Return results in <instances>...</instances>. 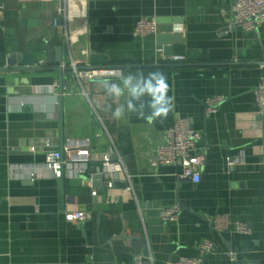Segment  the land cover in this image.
<instances>
[{
	"label": "crops",
	"instance_id": "crops-1",
	"mask_svg": "<svg viewBox=\"0 0 264 264\" xmlns=\"http://www.w3.org/2000/svg\"><path fill=\"white\" fill-rule=\"evenodd\" d=\"M64 3L65 15L54 25L57 0H0V264H130L147 255L152 264H176L181 257L195 264H264V112H257L253 93L264 78V19L252 29L236 24L233 0ZM141 17L177 27L170 55L155 36L138 34ZM39 36L63 45L65 66L189 65L105 70L121 77L81 82L73 71L63 72L60 101L58 71L22 72L8 63ZM171 55L185 60L172 62ZM95 57L111 64H91ZM153 72L166 75L174 108L151 122L127 110L128 88L116 97L102 84L123 87L122 77ZM132 87L156 91L149 80H134ZM215 97L213 112L207 100ZM121 105L124 116L114 118ZM182 116L200 133L198 181L157 157L165 131ZM68 141H87L95 156H120L132 190L126 191L124 172L114 189L93 187L84 177L90 173L54 178L43 167L45 144L61 150ZM30 170L38 173L33 180ZM112 196L122 198L109 203ZM175 205L177 219L163 221L160 210ZM78 211L84 219H65ZM217 214L246 223L247 232L216 231ZM205 243L210 246L201 249Z\"/></svg>",
	"mask_w": 264,
	"mask_h": 264
},
{
	"label": "built area",
	"instance_id": "built-area-1",
	"mask_svg": "<svg viewBox=\"0 0 264 264\" xmlns=\"http://www.w3.org/2000/svg\"><path fill=\"white\" fill-rule=\"evenodd\" d=\"M58 5L55 10L53 24L56 25L61 16L65 15L64 0H57ZM232 15L236 24L245 29H252L257 22L264 19V0H233ZM138 34L142 37L155 36L159 32V23L153 17H141L135 26ZM168 59L172 62H183L185 57L182 55H171ZM73 72L78 81L102 79L107 77H121L120 71L105 72V70H76V65L71 64ZM57 84L52 88L55 89ZM257 112H264V78L258 83L254 91ZM220 101L219 97L207 100L210 111H215V105ZM200 139V133L195 130L188 117H178L165 131L164 141L157 146V157L160 163L165 165H174L181 167V175L191 177L195 181L200 178V168L203 165V158L195 152V146ZM44 153L43 167L54 178L61 179L66 173L89 174V182L92 184V175L95 173L102 174L101 186L105 189H114L119 180V173L124 172L129 182L130 175L126 172L120 156H111L102 154L95 156L89 149L87 141H68L61 150L51 148L46 143ZM34 150V147L30 148ZM228 165H233L235 159L226 158ZM99 163V166L94 165ZM95 166V167H94ZM90 170H93L90 171ZM30 179L38 176L36 170L27 172ZM132 190L131 184L126 186V191ZM121 196H112L109 203H117ZM179 205L162 208L159 212L163 221L176 220L178 217ZM85 212L66 213L65 219L68 221L82 220ZM213 227L216 231L234 230L245 233L248 230L246 223L232 221L226 215L217 214L212 219ZM210 246L205 243L201 249ZM233 257V254H230ZM130 264H152V256H139ZM176 264H195L191 258L181 257Z\"/></svg>",
	"mask_w": 264,
	"mask_h": 264
},
{
	"label": "water",
	"instance_id": "water-1",
	"mask_svg": "<svg viewBox=\"0 0 264 264\" xmlns=\"http://www.w3.org/2000/svg\"><path fill=\"white\" fill-rule=\"evenodd\" d=\"M176 26H161L159 24V32L155 35L159 49L163 50L164 54H171L170 40L180 37ZM37 45H30L23 48L22 51L13 53L9 56L8 63L11 65L18 66L14 70L22 72H41L48 70H55L59 72L58 88L57 92L61 95L60 101L62 100V88L64 84L63 72L73 71L71 66L61 65L63 60V45H56L54 38L49 37L48 39L39 36ZM55 64V65H54ZM189 65L187 63H150V64H139V65H114V66H87L77 67L76 70H121L130 69L136 67L143 68H163V67H179ZM61 106H62V102ZM89 180L88 176H84ZM191 178V177H186ZM102 181V174L95 173L92 175V186L100 187Z\"/></svg>",
	"mask_w": 264,
	"mask_h": 264
},
{
	"label": "clouds",
	"instance_id": "clouds-1",
	"mask_svg": "<svg viewBox=\"0 0 264 264\" xmlns=\"http://www.w3.org/2000/svg\"><path fill=\"white\" fill-rule=\"evenodd\" d=\"M149 80L153 82V88L156 91H144L137 92L135 87H132L134 80ZM123 87L117 83H111L108 81H102L105 91L111 95L119 97L123 94L124 89L128 88L131 99L127 103V110L136 113L138 118H146L149 122L154 119L167 118L170 111L174 108V98L168 95L169 87L167 84V77L162 72L149 73L148 77L144 76H125L122 77ZM148 96L150 99L144 103L142 102L143 96ZM133 101H139V105L133 103ZM150 109V114L145 116L144 109ZM125 114V107L123 105L117 107L113 112L114 118H121Z\"/></svg>",
	"mask_w": 264,
	"mask_h": 264
},
{
	"label": "trees",
	"instance_id": "trees-1",
	"mask_svg": "<svg viewBox=\"0 0 264 264\" xmlns=\"http://www.w3.org/2000/svg\"><path fill=\"white\" fill-rule=\"evenodd\" d=\"M166 62H168V61H166ZM170 62V61H169ZM90 63L91 64H97V65H99V64H103V65H108V64H111V62L110 61H108L107 59H105V58H103V57H95V58H91V60H90ZM173 69H166V75L168 76L169 75V73L172 71ZM123 72L124 73H126V74H134L136 71L135 70H123Z\"/></svg>",
	"mask_w": 264,
	"mask_h": 264
}]
</instances>
